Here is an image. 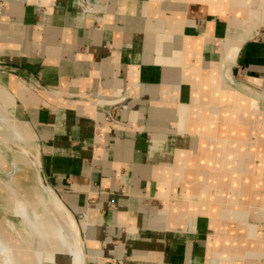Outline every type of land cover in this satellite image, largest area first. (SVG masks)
I'll return each instance as SVG.
<instances>
[{"label": "crops", "instance_id": "0c3cea01", "mask_svg": "<svg viewBox=\"0 0 264 264\" xmlns=\"http://www.w3.org/2000/svg\"><path fill=\"white\" fill-rule=\"evenodd\" d=\"M10 168L32 215L18 199L25 237L0 233L43 264L66 263L35 196L67 264H264V0H0ZM6 194L0 226L16 229Z\"/></svg>", "mask_w": 264, "mask_h": 264}, {"label": "rangeland", "instance_id": "374dc122", "mask_svg": "<svg viewBox=\"0 0 264 264\" xmlns=\"http://www.w3.org/2000/svg\"><path fill=\"white\" fill-rule=\"evenodd\" d=\"M12 171H14V169L12 170L11 168H10V170H8V171H6V170H4V169H0V181L2 182V183H4V185L2 184V183H0V194H2V196H4V197H6L7 196V194L6 193H9L10 192V196H9V198L6 200V203H9V205L7 204V206H6V209H7V213H6V218L7 219H9V220H11V222L15 225V227H16V229H14L13 227H9L7 224H6V222H4L3 223V227L2 226H0V232L2 231V229L4 228V230H6V232L7 233H9V234H11V235H15L16 233H17V231L18 232H21V234H22V237L24 238L25 236H24V234L26 233L25 232V229L23 228V226H22V224H21V216H20V214L18 213V211H17V205H16V203H17V201H18V199H21V200H23V202L24 203H26L25 205H24V208H25V210H26V212H27V214H29L30 216L32 215V213H31V208H30V205L28 204V202H27V200L25 199V198H27V196H28V193H27V190H30V189H28V187H27V185L25 184L24 185V183H21L20 181L19 182H17V183H15L14 182V179L16 178V176H17V174L15 173V172H12ZM20 178H21V180H23L24 179V177L23 176H20ZM20 178L17 176V178H16V180H20ZM6 185V186H5ZM13 187L15 190H16V193H13V192H11L10 190H9V188L10 187ZM37 187L35 186V189H36ZM7 198V197H6ZM17 198V200H15ZM36 198L38 199V197L37 196H35L34 197V201L36 200ZM40 202H42V200H40ZM35 203V202H34ZM43 204H44V202H43ZM1 211H2V209H0V214H1ZM42 230L44 231V232H46V234L47 235H49L50 233H55L53 230H51V231H48L47 229H45V228H42ZM59 230L60 229H58L57 230V232L59 233ZM3 233H4V231H2ZM57 232H56V239L57 240H59L60 241V244L62 245V243H61V235H60V233L59 234H57ZM2 233V234H3ZM65 233V232H64ZM1 234V233H0ZM26 235V234H25ZM58 237H60V239L58 238ZM1 239L2 240H5L9 245H11V243H10V241H9V239L5 236V235H1ZM19 239V238H18ZM12 246V245H11ZM32 247V250H35L36 249V245H33V246H31ZM64 248V247H63ZM48 249H51V248H48ZM64 249H67V248H64ZM42 251V250H41ZM44 251H48V250H44ZM43 252V251H42ZM66 252V254H65V261H66V264H67V262H69V261H72V258H71V256L67 253V251H65ZM29 254H31L30 255V259L32 260V262H33V260H34V262H36L37 264H43L42 263V259L40 258L39 259V257L40 256H37V253L36 252H34V251H32V252H30ZM41 255L43 256V254L41 253ZM56 258L58 259V257H57V255H58V251H56ZM39 261V262H38ZM24 264H31V263H24ZM33 264V263H32ZM44 264H46V263H44ZM47 264H49V263H47Z\"/></svg>", "mask_w": 264, "mask_h": 264}, {"label": "water", "instance_id": "95a60500", "mask_svg": "<svg viewBox=\"0 0 264 264\" xmlns=\"http://www.w3.org/2000/svg\"><path fill=\"white\" fill-rule=\"evenodd\" d=\"M31 162L36 173L37 185L39 186L46 203L52 208L53 211H55V213L68 227L70 233L78 241L79 246L81 247L82 253L84 254V258H85L80 230L72 214L69 212L68 208L65 206V204L63 203L62 199L60 198L56 190L49 183L42 166L40 152L34 154V156L31 158ZM84 264H85V259H84Z\"/></svg>", "mask_w": 264, "mask_h": 264}, {"label": "bare ground", "instance_id": "6f19581e", "mask_svg": "<svg viewBox=\"0 0 264 264\" xmlns=\"http://www.w3.org/2000/svg\"><path fill=\"white\" fill-rule=\"evenodd\" d=\"M236 99H238V98L236 97ZM34 202H35L34 203V211L36 213L37 212L39 213V216H40L39 220H41L43 225H44L42 228H45L48 231L53 230L55 232L53 234L56 235V232L59 229V227L57 226L54 218L51 217V215H50L51 212L46 211L47 208L45 209V206L43 205V203L40 202V200L38 201L37 198ZM57 234H59V233L57 232ZM58 238L60 239V237H58ZM59 243H60V241H59ZM19 246H20V244H19ZM22 247H23V245H22ZM65 251H67V249H64L63 246L61 245V252L59 250L58 255H57L58 261L60 260V261L66 263V261L64 260L65 254H66ZM30 255L31 254H29L27 252H25V253L21 252V250L14 248L13 246L9 245L5 240L1 239V234H0V264H24L26 262L32 264L33 262L30 259L31 258Z\"/></svg>", "mask_w": 264, "mask_h": 264}]
</instances>
